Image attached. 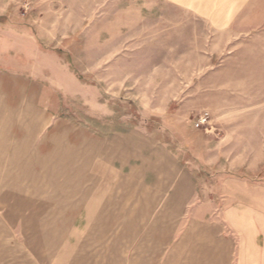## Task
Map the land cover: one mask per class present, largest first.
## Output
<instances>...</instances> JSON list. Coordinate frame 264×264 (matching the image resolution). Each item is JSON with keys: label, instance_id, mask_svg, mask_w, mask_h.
Returning a JSON list of instances; mask_svg holds the SVG:
<instances>
[{"label": "rangeland", "instance_id": "1", "mask_svg": "<svg viewBox=\"0 0 264 264\" xmlns=\"http://www.w3.org/2000/svg\"><path fill=\"white\" fill-rule=\"evenodd\" d=\"M220 220L264 242V0H0V264Z\"/></svg>", "mask_w": 264, "mask_h": 264}, {"label": "crops", "instance_id": "2", "mask_svg": "<svg viewBox=\"0 0 264 264\" xmlns=\"http://www.w3.org/2000/svg\"><path fill=\"white\" fill-rule=\"evenodd\" d=\"M4 107L3 105V109ZM98 224L102 225L103 228L100 229L104 231L105 222ZM230 225V232H227V223L220 220V222L200 224L198 232L188 231L179 239L170 238L169 233L162 234L160 238L152 236L148 239L146 248H144L142 231L140 232L136 227L134 243L128 248L127 233L118 234L117 238H114L118 247H114L113 250L110 248V242L106 240L105 232H92L88 233L87 242L84 243L88 245L86 253L82 252L84 249L78 248L77 254L72 256L76 257L77 264H111L110 256H119L117 264H144L145 259L148 264H264V242H257V234L253 232V228L251 227L250 233H239L237 220L235 222L232 220ZM211 227L216 233L209 231ZM243 241L249 242L247 247L242 243ZM121 244L125 247H121ZM19 249L6 248L12 256H16L20 252ZM24 251L26 253L24 256H30L29 250ZM25 264H31V261L28 260Z\"/></svg>", "mask_w": 264, "mask_h": 264}]
</instances>
